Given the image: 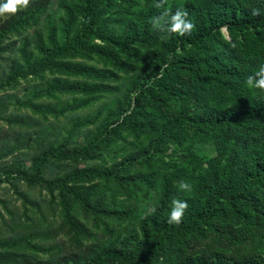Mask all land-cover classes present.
I'll return each instance as SVG.
<instances>
[{
	"label": "trees",
	"instance_id": "1",
	"mask_svg": "<svg viewBox=\"0 0 264 264\" xmlns=\"http://www.w3.org/2000/svg\"><path fill=\"white\" fill-rule=\"evenodd\" d=\"M157 2L0 16V264H264V0Z\"/></svg>",
	"mask_w": 264,
	"mask_h": 264
},
{
	"label": "clouds",
	"instance_id": "2",
	"mask_svg": "<svg viewBox=\"0 0 264 264\" xmlns=\"http://www.w3.org/2000/svg\"><path fill=\"white\" fill-rule=\"evenodd\" d=\"M29 3V0H0V16L5 14H15L18 10L24 9ZM163 0H158L156 7H162ZM187 12L177 8L175 12L163 11L160 15L151 19L152 27L168 36L176 34L183 36L190 33L194 28V24L187 18ZM253 15H259V10H254ZM222 32L228 38L225 29ZM246 86L252 90L264 92V64H260L258 69L249 75L245 81ZM192 185L190 182L181 180L178 183V191L190 192ZM188 208V202L179 198H173L170 204L168 214V223L179 225L184 216L185 210Z\"/></svg>",
	"mask_w": 264,
	"mask_h": 264
},
{
	"label": "rangeland",
	"instance_id": "3",
	"mask_svg": "<svg viewBox=\"0 0 264 264\" xmlns=\"http://www.w3.org/2000/svg\"><path fill=\"white\" fill-rule=\"evenodd\" d=\"M4 192V191H3ZM2 191H1V189H0V198H3L4 196H3V193ZM7 197L8 198H11V191H8V195H7ZM11 199H13V198H11Z\"/></svg>",
	"mask_w": 264,
	"mask_h": 264
}]
</instances>
